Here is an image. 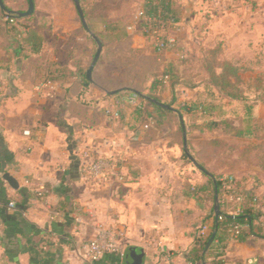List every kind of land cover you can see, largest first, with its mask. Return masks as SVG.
Masks as SVG:
<instances>
[{"label": "crops", "instance_id": "obj_1", "mask_svg": "<svg viewBox=\"0 0 264 264\" xmlns=\"http://www.w3.org/2000/svg\"><path fill=\"white\" fill-rule=\"evenodd\" d=\"M5 1L14 10L29 8L27 0ZM87 1L95 6L86 4L94 33L108 35L106 21L113 19L119 41L164 60L185 49L201 51L220 44L222 57L239 67L242 86L243 73L254 76L252 95L245 92L255 106L250 135L237 137L243 143L238 151L252 162L241 160V170L233 172L240 186L258 197L260 216L253 235L228 242L222 263L264 264V80H258L264 74V0H174L184 30L178 49L161 52L137 24L128 29L144 0H117L114 5L105 0L112 5L104 16L99 14L104 0ZM34 4L32 16L19 21L17 34L9 29L0 6V172H9L19 182L17 189L6 182L0 191V264H134L133 251L142 253L139 264H194L190 252L200 227H212L215 201L207 174L185 156V133L174 125L169 130L145 129V120L127 103L130 94L116 93L129 86L101 90L93 70L86 87L81 74L87 73L88 63L75 48L85 28L75 1ZM26 25L44 36L41 52L20 42ZM47 79L52 85L38 90ZM115 108L120 116L113 119L106 111ZM243 115L244 110L232 117ZM186 123L188 147L196 160L197 140L231 137L229 131L201 124L192 131ZM87 150L92 156L117 159L123 180L94 183L83 172L90 160L84 156ZM211 163H205L209 170H225ZM10 201L15 208L9 207ZM100 224L121 229L120 251L91 262L82 248ZM208 264H214L212 258Z\"/></svg>", "mask_w": 264, "mask_h": 264}, {"label": "trees", "instance_id": "obj_2", "mask_svg": "<svg viewBox=\"0 0 264 264\" xmlns=\"http://www.w3.org/2000/svg\"><path fill=\"white\" fill-rule=\"evenodd\" d=\"M28 5H29V0ZM82 6V9L85 14L86 21L88 20V15L86 12V4L87 6H93V4L88 3L87 0H79ZM5 3L7 10L4 11L5 15H11L14 18H17L19 21L24 18H28L29 16L21 17L20 13H23L27 10H14ZM112 4H109L107 1H100L99 7L102 16L106 15L107 9L111 7ZM95 9V6H93ZM142 9L144 10V15L142 22L140 23V28H146L149 24V19L153 18V25H158L161 27L165 33L173 27L176 23H181V17L179 10L175 6L174 0H144L142 5ZM6 24L9 26V29L17 34L16 26L9 22V20H5ZM89 28H91L90 24ZM27 34L22 39H19L21 43L27 45L30 50L34 53H39L44 47L45 38L44 36L35 28H31L28 25ZM106 29L108 31V35L95 33L99 39L101 40L102 36H107L112 40H118L119 36H117L120 32L117 28L116 21L113 19H108L106 21ZM114 31H118L117 35H114ZM142 33V32H141ZM90 40L95 41L92 36H88ZM150 41V44L153 46L151 39L147 38ZM96 42V41H95ZM102 42V40H101ZM155 50V49H154ZM156 51V50H155ZM201 66L206 70L209 74V79L207 80V84L216 88L218 92L225 98H229L231 100H239L244 103V115L238 116V123L236 124L235 119L233 118H223L222 120H218L216 118L206 119V125L204 127L206 129H214L218 126H223L229 129V134L231 137H248L250 135L252 121L255 112L254 103L248 96L245 94L242 86V79L239 74V67L233 63L232 61L225 59L222 57V50L220 44L216 45L213 48L204 49ZM173 67L169 70H165L163 73V77L156 80L151 85L150 94H145L136 90H132L130 88H124L121 90H117L116 93L120 95H128L132 92H137L139 94L141 105H134L127 101L128 104L134 106L135 111L138 113L140 119L143 121H154L155 123L162 124L164 122V116L170 114V117L175 119L177 123V128L180 132L185 133L186 144L188 147V130L187 123L185 120L184 113H193L200 112L201 115H207L211 113V110L216 108L212 104L205 103H197L189 100H181L177 93L173 96V98L168 101H161L159 97L155 94V89L158 88L159 85L164 84L165 82H169L173 89H177L180 86H186L188 88H195L198 86L201 81L198 82H188L183 79L182 75L179 72L173 71ZM82 79L84 85L87 87L91 83V81L87 77L86 71L82 72ZM166 77V78H165ZM258 80H261L260 78ZM153 100L160 101L171 108H166L158 105ZM146 104V105H144ZM152 108V109H150ZM154 113H157L154 114ZM193 127H197L198 124L193 123ZM208 146L212 149L217 148V159L221 161H227L228 158L233 157L235 151H238L239 147L236 146L232 141H225L220 138H212L206 142ZM189 150V147H188ZM190 151V150H189ZM190 153V152H189ZM185 156L189 157L185 151ZM192 156V155H191ZM195 159V158H194ZM234 161H241L243 159L249 160L252 162V158L247 156L245 152L242 150L238 151V157L234 158ZM196 165L203 170L208 176L207 188L210 191V196L215 201V205L218 204L219 214L216 217L215 215V207L212 211V230L216 231L215 237L212 241H210L212 233L206 237L201 238L197 236L195 244L190 252V260L194 264H208L209 259H213L214 264H223L222 258L224 255V251L227 248L229 238L232 237V233L229 231L230 228L236 224L244 225L245 227H241L239 234L234 237V240L245 241L249 236L253 235L254 229L256 227V220L260 216V212L258 210V197L251 190H245L240 186L238 178L234 174L233 170L235 167L229 166L230 173L237 178V184L240 189V193L243 195V201L240 204V212L237 214H233V203L229 200L224 199L223 197V187L222 183L219 180V177L223 174L216 173L214 171L209 170L205 166V162L201 160H196ZM222 166V165H221Z\"/></svg>", "mask_w": 264, "mask_h": 264}, {"label": "rangeland", "instance_id": "obj_3", "mask_svg": "<svg viewBox=\"0 0 264 264\" xmlns=\"http://www.w3.org/2000/svg\"><path fill=\"white\" fill-rule=\"evenodd\" d=\"M116 1L117 0H113L112 4H116ZM82 35L83 39L76 42L75 48L78 52H82L84 59L88 63L87 67H90L97 51V43L95 41L92 42V40L87 38L88 36L90 37V35L85 29H83ZM101 40L103 45L102 52L93 69L95 71L94 81L97 84L96 86L101 90L109 92L121 86H129L133 90L150 94L152 91L151 85L156 80L162 78L164 71L171 69L172 66L174 68L173 71L179 72L184 80L194 83L201 81V83L198 85L199 87L196 86L195 88L180 86L177 89H173L170 81L165 82L164 84L159 85L154 91L161 101L168 102L177 93L181 100L205 101L216 107L206 116L201 115V113L197 111L190 114L187 112L184 113L185 119L188 121L189 128L192 131L198 130L197 127L195 128L192 126L193 123L206 125V119L213 117L222 120L225 117L227 118L228 114H230L231 118L235 119L232 116L245 109L243 102L227 103L225 97H223L216 88L207 84L209 74L201 66L204 58L203 49L201 51H198L197 49L195 52L193 50L185 49V47V50L180 52L177 57L164 60L163 57L159 55H150L151 53L146 52L145 50H134L129 48L131 42L127 40H112L110 38H105L104 36H102ZM242 75L245 82H248L247 84L243 82V90L251 96L253 90L249 88V85L252 84L251 82L255 78L250 73H243ZM260 76V79L264 80V74H261ZM154 114L157 115V113ZM235 121H237V119H235ZM173 125L174 128L177 127L175 119L170 117V114L165 116L164 122L161 125L152 121L143 122V127L147 130H169L170 127L173 128ZM223 125L224 124L216 128L228 132L229 129L225 128ZM217 132H212L211 135H217ZM191 134H193V132H191ZM200 137H202V135H200ZM238 139L239 138L233 136L228 138L229 142L235 140V147H240L243 144L242 141ZM204 141L205 139L197 140L196 148H193L194 155L201 161H204L205 163L212 162L211 164H215L217 167L222 165V167L225 168L222 172L225 174L230 173L229 166L241 170L240 161H234L235 157L228 158L225 163L222 159L221 161L218 160L217 156L212 153L213 149L208 146V144L204 143ZM190 155H192L191 152Z\"/></svg>", "mask_w": 264, "mask_h": 264}, {"label": "built area", "instance_id": "obj_4", "mask_svg": "<svg viewBox=\"0 0 264 264\" xmlns=\"http://www.w3.org/2000/svg\"><path fill=\"white\" fill-rule=\"evenodd\" d=\"M144 10L142 7L139 8L134 16V23L128 26V29H134L136 24L140 31L146 38H150L153 43V48L157 52L164 50L178 49L180 46V34L184 30V26L181 23H176L166 34L165 31L158 25H153V18L149 19V26L141 29L140 23L142 22ZM5 20H9L10 23L15 25L21 30L19 20L12 17L11 15H5ZM23 30V29H22ZM166 78V77H165ZM52 81L50 79L43 80L37 85V89L40 90L46 86H50ZM127 101L134 105H141V100L137 92H132L126 98ZM107 115L110 118L116 119L120 116L119 108L107 109ZM84 156L90 160L84 165L83 172L86 174L94 183L102 184L108 183L113 179L123 180L124 175L120 171V164L113 156H92L90 151H85ZM223 187V197L233 203V214L240 212V204L243 201V195L240 193V189L237 184V178L232 174H222L219 177ZM7 181L3 178V173L0 172V191ZM29 182V180H27ZM39 196H43L45 191L43 188L37 190ZM10 208H15L16 203L10 201L8 203ZM245 227L244 225L236 224L230 228L233 240L236 235L239 234L240 228ZM213 232L212 227L209 224H203L199 231L198 236L201 238L208 237ZM122 235L120 228L113 226H107L100 224L97 226L94 236L83 244V254L85 258L91 262L101 259L106 253L120 251L119 239ZM192 264V263H189Z\"/></svg>", "mask_w": 264, "mask_h": 264}, {"label": "water", "instance_id": "obj_5", "mask_svg": "<svg viewBox=\"0 0 264 264\" xmlns=\"http://www.w3.org/2000/svg\"><path fill=\"white\" fill-rule=\"evenodd\" d=\"M75 1V4H76V7H77V10L80 14V17H81V21L83 23V26L84 28L87 30V32L92 36V38L96 41L97 43V51H96V54L94 56V59L90 65V67L88 68L87 70V77L89 80H92V72H93V69L95 67V64L97 63V61L99 60L100 58V55H101V52H102V42L101 40L99 39V37L89 28V25L86 21V18H85V14H84V11L82 9V6H81V3L79 0H74ZM0 6L1 8L6 11L7 10V7L5 5V3L3 2V0H0ZM34 9H35V4H34V0H29V8L27 11L23 12V13H20V16L21 17H25V16H29L31 14H33L34 12ZM154 102H156L158 105L160 106H163V107H166V108H171L170 106L160 102V101H157V100H153ZM185 151L187 153V155L189 156V158L196 163L195 159L190 155L189 153V150H188V147H187V144H186V137H185ZM3 178L14 188H19V182L17 181V179L11 175L9 172H6L4 173L3 175ZM219 214V207H218V204L215 205V215L216 217L218 216ZM215 234H216V231H213L212 235H211V238H210V241L213 240V238L215 237ZM132 258H133V261H134V264H139V262L141 261L142 259V253H138L136 251H133L132 252Z\"/></svg>", "mask_w": 264, "mask_h": 264}]
</instances>
